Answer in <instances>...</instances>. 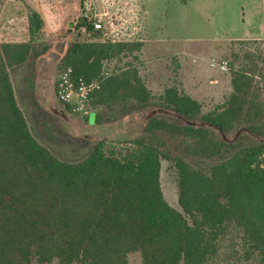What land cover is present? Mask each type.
Segmentation results:
<instances>
[{
	"label": "trees",
	"instance_id": "obj_1",
	"mask_svg": "<svg viewBox=\"0 0 264 264\" xmlns=\"http://www.w3.org/2000/svg\"><path fill=\"white\" fill-rule=\"evenodd\" d=\"M80 22L92 39L75 43L63 66L89 83L101 79L105 63L142 52L143 41L107 39ZM44 25L34 12L29 42H0V264H129L134 254L142 264H232L227 242L233 230L240 232L241 263L264 264V145L232 154L234 145L216 136V130L229 134L246 125L264 137V105L256 95L264 70L232 65V92L207 114L198 100L170 86L163 108L189 124L153 116L146 137L121 157L101 141L86 160L69 164L34 137L10 74L28 62ZM236 43L246 42L230 45ZM154 102L132 64L113 71L92 97L95 110L128 112ZM162 158L177 170L183 213L165 198ZM189 158L221 161L196 167Z\"/></svg>",
	"mask_w": 264,
	"mask_h": 264
},
{
	"label": "rangeland",
	"instance_id": "obj_2",
	"mask_svg": "<svg viewBox=\"0 0 264 264\" xmlns=\"http://www.w3.org/2000/svg\"><path fill=\"white\" fill-rule=\"evenodd\" d=\"M87 1L0 0V42H29L33 13L39 12L44 19V28L34 39V51L30 59L26 64L12 69L10 74L18 102L34 137L63 162H83L101 141H106L108 147L116 148L121 157L128 149L134 148L135 141L146 137V125L153 116L179 125L189 124L172 110L163 108L162 97L169 83H179L180 91L200 101L204 113L207 114L222 105L231 93L232 65L236 71L247 68L263 73L264 40H241L246 43L231 46L232 42H226L228 39H225L228 38L226 26H231L230 23L226 25L225 22H218L221 31L216 32L211 22L194 14L192 9L186 10L177 6L175 0H91L99 13L108 12L115 19L116 14L121 16L119 21H115L118 31L114 36L106 30L104 37L107 39L150 42L167 40L166 38L179 39L182 42L178 47L193 46L195 56L162 51L153 56L135 54L117 58L109 63V68L120 71L129 64L134 65L154 96L153 105L147 108L134 105L128 112L119 107L93 109L92 113L96 117L91 114L74 115L58 100L55 88L60 74L65 70L63 59L69 49L77 42L92 39L80 22ZM150 7L163 9L165 15L168 12L165 21L168 25L166 38L151 34L161 29L165 22L158 21L160 15L150 20ZM217 35L221 36L219 40ZM211 41H218L214 44L216 49L203 50L202 46L210 45ZM201 50L204 53L199 56ZM180 61L183 63L181 71L178 66ZM224 63L228 64V71L222 70ZM34 73L36 80L32 92L30 80ZM257 82L259 89L256 95L260 96L264 105V80L259 78ZM35 93L40 95L42 105L48 110L41 108L35 100ZM216 136L234 145L232 154L245 147L264 145V137L252 134L246 125L238 126L229 134L216 130ZM170 143L175 146V141ZM162 152L166 154L167 150L162 149ZM188 160L196 167H208L221 161ZM177 180V170L173 162L162 158L161 182L165 198L173 208L183 213L179 204ZM239 237L240 232L233 230L227 242L230 250L228 256L232 264L245 262ZM33 264L39 263L34 261ZM51 264L59 263L55 261ZM129 264H142L141 255H131Z\"/></svg>",
	"mask_w": 264,
	"mask_h": 264
},
{
	"label": "crops",
	"instance_id": "obj_3",
	"mask_svg": "<svg viewBox=\"0 0 264 264\" xmlns=\"http://www.w3.org/2000/svg\"><path fill=\"white\" fill-rule=\"evenodd\" d=\"M175 1H176L175 4L177 6H181L186 10L192 9L194 14L200 16L205 21L211 22L216 32L221 31L219 25L217 24L218 22H222V23L225 22L226 25L227 23H230L231 26L227 25L225 30L228 31V38L225 37V39H228L226 40V42L231 43L234 41H241V40H255V41L264 40V0H175ZM148 13L150 20H154V18H157V16L160 15L161 17L160 19H158L160 23L162 22L164 23L165 21H167L166 19L168 17V12H166L165 15L163 9L150 7ZM154 14L156 15L155 17ZM115 16L117 21L121 19L119 13L116 14ZM167 29H168V25L165 22V25H162L161 29H158L155 32L152 30L153 32L151 34L157 35L162 38H166ZM164 34L165 36H163ZM217 36L219 40L221 36L219 35ZM166 39L167 40L163 39L152 42L143 41L144 47L140 54H142V56L144 54H147L148 56H153L155 53L168 51V52H174L175 55H181L186 53L195 56V54H193L194 52L192 51L193 46L190 47L185 45V47H178V45L181 44L182 41H180L179 39H170V38H166ZM217 42L218 41H211V44L208 46H202V45L200 46H202V48L204 47L203 50L209 49L210 51H212L216 49L214 44H216ZM16 43H20V42H16ZM209 46L211 48H209ZM203 50L199 51L200 52L199 56H202V53H204ZM178 66H179V71H181V67H183L182 61H180V64ZM170 86H177L179 87V89H181L179 83L172 82L166 86L165 90ZM148 89L150 90L149 87ZM55 92H56V88H55ZM191 97L194 98L193 96ZM35 100L39 103V105L43 110H48V108H45V106L42 105V99L38 93H35ZM91 115H95L96 117L95 113H91Z\"/></svg>",
	"mask_w": 264,
	"mask_h": 264
},
{
	"label": "built area",
	"instance_id": "obj_4",
	"mask_svg": "<svg viewBox=\"0 0 264 264\" xmlns=\"http://www.w3.org/2000/svg\"><path fill=\"white\" fill-rule=\"evenodd\" d=\"M83 19L91 24L96 31H102L105 35L106 30L112 36L118 31L116 28L117 25L115 24L117 19L111 17L108 12L99 13L91 0L85 3ZM228 69V64L224 63L222 70L228 71ZM112 75L113 71L109 70L108 63H105L101 79L91 83L85 81L84 78L77 77L73 69H65L60 74L57 82V98L72 114L81 116L89 115L93 112V94L96 90L100 89L102 81L110 78Z\"/></svg>",
	"mask_w": 264,
	"mask_h": 264
}]
</instances>
